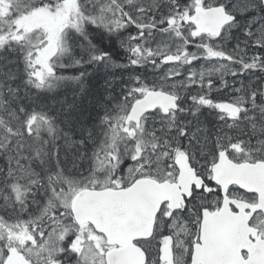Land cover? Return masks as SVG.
Masks as SVG:
<instances>
[{"label": "snow or ice", "instance_id": "1", "mask_svg": "<svg viewBox=\"0 0 264 264\" xmlns=\"http://www.w3.org/2000/svg\"><path fill=\"white\" fill-rule=\"evenodd\" d=\"M0 264H264V0H0Z\"/></svg>", "mask_w": 264, "mask_h": 264}]
</instances>
